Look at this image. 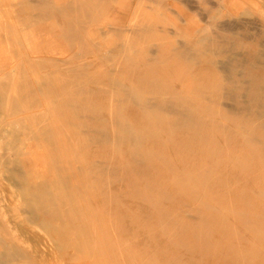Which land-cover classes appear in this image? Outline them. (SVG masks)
<instances>
[{
	"label": "rangeland",
	"instance_id": "obj_1",
	"mask_svg": "<svg viewBox=\"0 0 264 264\" xmlns=\"http://www.w3.org/2000/svg\"><path fill=\"white\" fill-rule=\"evenodd\" d=\"M263 53L264 0H0V253L22 251L9 264H221L184 246L167 250L176 260L158 257L167 237L143 230L149 206L132 192L142 181L128 174L138 167L125 146L111 148L114 132L141 113L134 90L170 120L195 103L212 109L202 127L237 159L214 168L225 174L218 185L232 197L262 196L242 210L257 216L256 238L232 216L223 223L244 244H263L264 264V135L244 132L264 133V104L249 93L259 88L264 100ZM177 99L186 100L179 110ZM246 151L255 155L247 174ZM193 158L206 174L211 160ZM38 186L52 200L34 206L26 194ZM178 208L183 223L207 225L195 206Z\"/></svg>",
	"mask_w": 264,
	"mask_h": 264
},
{
	"label": "bare ground",
	"instance_id": "obj_2",
	"mask_svg": "<svg viewBox=\"0 0 264 264\" xmlns=\"http://www.w3.org/2000/svg\"><path fill=\"white\" fill-rule=\"evenodd\" d=\"M258 57L259 54H255V59H257ZM248 64L249 63L245 65H247L249 69H253L254 64H251V66H249ZM257 69L260 68L258 67ZM9 75H11V73ZM258 91L259 88L249 89V93L251 94V96H255L252 100L258 105H263L264 100L258 97ZM128 93L132 95L131 100L138 104L139 107L137 108L140 110L142 109L143 111L141 110L140 114L138 113V115H134L133 117H131L130 123L128 125H121L120 128H118L114 132L116 134V137L111 141V148L114 153H119L125 146V151L127 152L128 156L133 157L138 167H128V174L132 176L135 181H142V185L140 186L139 190L137 188H134L133 185H129L128 187L130 189L134 188L132 192L137 193L143 200V202L149 206V220H147V222H143V230L146 231L150 237H154L157 233L167 237L165 246L160 249L157 256L165 259L167 255V258L176 260L177 257L175 253L171 252L170 255H168L167 250L184 246L190 251H199L200 253H203L205 255V258H210L212 261L217 260L221 264H263V260L259 256L260 249H263V244H255L254 242L244 244L242 242V238L240 236H237V233H231L232 231L229 225L227 223H223L222 220V217L224 216H232L233 218H235L234 221L241 225L245 230H248L250 232L253 239L256 238L255 227H257V225L254 226L253 222L256 221L257 216H244L246 213L243 214L242 210H245L248 207L251 208L254 202L258 201L257 199L262 200V196H256L255 198H252L246 192L247 195L244 194L242 196L237 195L235 197H232L229 192L222 190V185H218L222 184L221 182H224L223 176L225 174L217 173L215 177L216 173L214 172V168H217L219 166H224V168H231L233 165L230 164V159L234 158V155H230V151H232V149L229 146H227V148L216 147L214 140L215 138H210L211 133L209 131H205V128L202 127L203 121L201 120V118H210L213 114L212 109L201 105L197 106L195 103L194 105L185 106L183 110H179L182 107L178 106L177 104L186 102V100L183 101L177 99L173 102L174 104L176 103L175 106H172L178 109L179 112L177 118H172L170 120L166 119L159 113L151 112L144 108V106L142 105L144 100L141 96L137 95L138 91L132 90L128 91ZM172 100L173 99L162 101L163 103H169L172 102ZM6 101L7 99L5 100V102ZM140 120L143 123L142 127L139 126V123H141ZM11 127L15 128V125H12ZM52 127L53 126H51V128ZM15 130L18 129L15 128ZM46 130L48 131V129ZM182 131H186L188 134L183 135ZM6 132L7 131H5V133ZM244 132L248 135H253L259 138L264 135L261 127H259L258 129L247 127L245 128ZM45 133L47 134L46 131ZM53 133H51L52 136ZM17 134L18 133H15L13 136L16 137ZM34 134L32 135L34 136ZM33 136L32 138L34 139L35 136ZM226 137H223L224 140H227V142H229V140L232 141V138L228 136ZM252 138L254 137L244 136L243 140L246 142L247 140H251ZM100 141L106 142L105 139H101ZM226 145H229V143ZM242 145H245L244 147H248L247 144ZM252 148L254 149V151L257 150L255 147ZM247 150L251 151L249 147L247 148ZM248 151L244 152L240 156V158L242 156H246L242 159L248 161L249 163H254L255 155L253 154L254 157L248 158L250 157V154H247ZM193 157H195V159L197 158L198 160L201 158L211 160V164L209 165L211 169L209 168L206 174L204 173V171L201 172L200 169L197 168L199 164H189L192 163L189 162V160L194 159ZM246 158L251 159V161L247 160ZM234 160L237 162V159L234 158ZM243 163L245 164L243 165L245 167L247 164L249 165H247L249 167V170L245 169V167H242L239 172H242L244 168L247 174L248 171H250L251 166H253L254 164H246L245 161ZM229 165L232 166L229 167ZM20 172L22 173V171ZM243 174H245V172ZM13 176L14 175H11L12 179H14ZM15 182H12V184H15ZM45 187L46 186H38L33 190H30L27 187V189L25 188L26 191H28V189L30 190L26 195H28L30 203L32 205L39 206L44 201L50 202L52 200V196L48 192L49 189L46 191ZM216 188H219V191H217ZM245 191L247 190L245 189ZM181 204L195 206L200 215H202L203 218H206V221L204 222H207V225L183 223V221L179 219L178 207ZM22 206L25 207V205ZM72 214H74V212ZM30 215L34 216L35 214L29 212L28 216ZM239 221L244 225H242ZM215 222L216 225H214ZM28 223H31L30 220ZM41 223L42 222H40V224ZM211 223H213L214 226ZM40 224H37V226L39 227ZM42 224L44 225V223ZM31 225L34 226V224ZM47 227L49 226L47 225ZM43 228L45 229L46 227ZM81 235H79L78 237H81ZM86 235L88 237V234ZM229 235H233L232 239L236 240V244L229 243ZM81 243H83L85 246V242ZM81 243L78 244L82 245ZM2 244L3 242L0 238V247ZM81 248L83 250L82 246ZM223 249L225 253L220 254L219 251ZM4 252V255L0 253V264H9L17 257L22 256V251L17 248V246H7L6 251Z\"/></svg>",
	"mask_w": 264,
	"mask_h": 264
}]
</instances>
